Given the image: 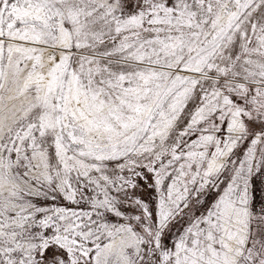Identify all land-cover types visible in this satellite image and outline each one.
Listing matches in <instances>:
<instances>
[{
  "label": "snow or ice",
  "instance_id": "snow-or-ice-1",
  "mask_svg": "<svg viewBox=\"0 0 264 264\" xmlns=\"http://www.w3.org/2000/svg\"><path fill=\"white\" fill-rule=\"evenodd\" d=\"M0 264H264V0H0Z\"/></svg>",
  "mask_w": 264,
  "mask_h": 264
}]
</instances>
